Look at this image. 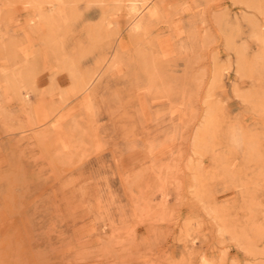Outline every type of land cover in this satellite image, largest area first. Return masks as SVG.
<instances>
[{"label":"rangeland","instance_id":"obj_1","mask_svg":"<svg viewBox=\"0 0 264 264\" xmlns=\"http://www.w3.org/2000/svg\"><path fill=\"white\" fill-rule=\"evenodd\" d=\"M136 5L0 0V264H264V0Z\"/></svg>","mask_w":264,"mask_h":264},{"label":"bare ground","instance_id":"obj_2","mask_svg":"<svg viewBox=\"0 0 264 264\" xmlns=\"http://www.w3.org/2000/svg\"><path fill=\"white\" fill-rule=\"evenodd\" d=\"M128 4H129V14H131L132 16L133 15H135L136 14V12H137V10H138V8H137V5H136V0H128ZM139 27V23H137V24H135V26H134V28L135 29H137ZM240 67H241V65H240ZM77 76V75H76ZM76 76H75V78H76ZM79 81V80H78ZM77 81V82H78ZM89 81V80H88ZM80 82H82V81H80ZM79 82V83H80ZM86 82H87V80H86ZM89 83V82H88ZM78 84V83H77ZM84 85H87L86 83L84 84ZM83 86V85H82ZM85 88V87H84ZM199 135H200V133H198L197 134V136H196V138H199ZM233 141H234V143H236V144H238L239 142H240V139H239V136H234L233 137Z\"/></svg>","mask_w":264,"mask_h":264}]
</instances>
